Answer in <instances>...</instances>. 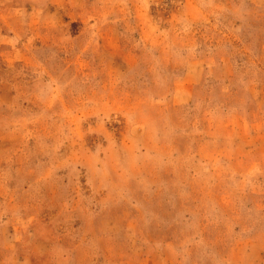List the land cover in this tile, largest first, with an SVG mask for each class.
<instances>
[{
	"label": "rangeland",
	"instance_id": "374dc122",
	"mask_svg": "<svg viewBox=\"0 0 264 264\" xmlns=\"http://www.w3.org/2000/svg\"><path fill=\"white\" fill-rule=\"evenodd\" d=\"M0 264H264V0H0Z\"/></svg>",
	"mask_w": 264,
	"mask_h": 264
}]
</instances>
